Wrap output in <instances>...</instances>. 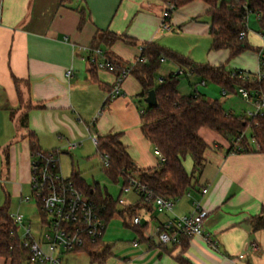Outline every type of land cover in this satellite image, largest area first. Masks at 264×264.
Listing matches in <instances>:
<instances>
[{"label":"crops","instance_id":"1","mask_svg":"<svg viewBox=\"0 0 264 264\" xmlns=\"http://www.w3.org/2000/svg\"><path fill=\"white\" fill-rule=\"evenodd\" d=\"M164 8L162 0H0V179L5 176L15 193L23 197L22 188H30L28 133L34 134L39 150H59V166L60 157L74 150L70 143L78 146L91 141V135L114 133L120 135L136 167L154 168L160 163V156L141 131L140 112L147 103L145 96H140L136 78L128 73L121 83L122 94L110 97L117 71L95 68L91 74L92 58L100 61L104 52L113 63L127 67L140 56L139 47L151 42L195 63L224 64L231 72L256 76L264 61V25L255 14L247 17L249 47L229 58L227 49H211V16L206 2L191 0L173 9L169 29L160 27ZM98 29L124 38L103 46L102 54L96 55L91 41ZM163 63L171 67L163 72L159 68V76L178 70L166 58ZM67 69H72L70 78ZM187 82L206 97L197 85L213 83L192 74ZM178 91L184 93L179 84ZM204 91L208 94L217 89L207 87ZM261 97L264 100V93ZM255 100L233 92L220 103L227 112L249 117ZM202 128L198 133L208 144L203 168L193 186L174 200L172 211L159 213L153 203L140 202V225L135 227L113 215L99 241L109 246L110 255L102 263L88 258L87 264H264V229H253L248 222L264 208V152L256 149L249 129L245 133L249 134L248 150L227 151L228 139L212 130L216 135L206 139ZM73 170L78 172L71 166L69 176ZM204 188L207 191L203 193ZM128 192L136 199L127 204L139 202L137 190ZM194 201L204 212V234L215 246L201 235L184 237L176 245H160L154 235L156 226L174 215L190 213ZM0 264L8 261L0 256Z\"/></svg>","mask_w":264,"mask_h":264},{"label":"trees","instance_id":"2","mask_svg":"<svg viewBox=\"0 0 264 264\" xmlns=\"http://www.w3.org/2000/svg\"><path fill=\"white\" fill-rule=\"evenodd\" d=\"M162 1L172 3L175 9L191 0ZM203 1L209 5L208 12L211 16V49H227L229 58L249 47L245 39L249 14H255L258 22L264 25V0ZM242 32L244 34L241 36ZM123 38L115 32L98 29L92 38L91 47L102 49L103 46H109L117 39ZM104 55L112 62L107 52H104ZM161 57L176 64L182 72H170L158 77ZM114 64L117 73L125 67L117 62ZM128 67L129 73L141 86L140 96H146L150 89L155 92L156 104L146 106L140 112L141 131L163 159L154 168L140 169L131 159L118 133L97 137L95 150L102 159L106 157L108 161L107 166H103L106 176L114 183L121 181L122 186L128 185L129 177H133L146 191L145 194L139 193V202L119 203L118 198L113 199L106 190H102L99 183L88 184L79 172L73 170L68 179L94 201L104 221L107 222L117 214L125 225L135 227L140 225L133 222V218L138 216L137 208L140 202L151 205L156 196L173 201L183 196L193 186V172L199 173L204 165L203 153L208 144L198 133L201 127L228 139L230 146L227 151H247V146L237 149L235 143L241 133H244L245 137V131L249 129L257 150L264 152V109L256 115L240 116L227 112L217 99H208L194 87L189 93L178 91L180 77L183 75L188 79L192 74L202 82L210 81L227 90L234 89V85L241 86L248 90L250 96L258 99L264 93V78H242L238 71L225 69L224 64L210 66L195 63L184 55L151 42L143 45L139 58ZM95 68L97 65L92 62L91 74ZM24 119L25 116L21 119L22 124ZM28 137L30 150H39L34 134L28 133ZM187 155L192 161L190 171L183 165V159ZM248 222L253 229H264V208L257 215L250 217ZM184 237L186 236H182L180 241ZM70 251L85 252L90 262L98 263H102L110 255L108 245L91 240H85L82 246ZM0 256L8 261V264H28L30 256L28 248L23 246L18 226L9 215L7 205L0 206Z\"/></svg>","mask_w":264,"mask_h":264},{"label":"built area","instance_id":"3","mask_svg":"<svg viewBox=\"0 0 264 264\" xmlns=\"http://www.w3.org/2000/svg\"><path fill=\"white\" fill-rule=\"evenodd\" d=\"M173 10V4L165 3V8L162 11V19L160 27L162 29H169V15ZM242 32L240 35L242 36ZM142 50V47L140 48ZM96 55H101L102 51L99 48L94 49ZM139 58V57H138ZM144 60V58H141ZM160 61H164L161 57ZM97 68L114 71L116 66L105 56L98 61L92 58ZM130 68L123 67L116 73L115 80L109 91L110 97H116L122 94L121 83L124 77L129 73ZM177 73L182 71L178 69ZM72 69L66 70V77L70 78ZM242 78H248L242 72H239ZM258 79L264 78V61L260 63V68L256 76ZM239 94L245 99L250 98L248 90L238 86L231 93ZM229 94V90L222 88V95ZM255 108L251 115L261 113L264 109V100L260 96L256 98ZM250 115V116H251ZM244 136V133L237 138L236 143ZM91 140L94 145L97 143V136L91 135ZM235 146L240 149L241 146ZM76 143H70L72 148ZM256 149L257 146L255 145ZM153 152L163 159L157 149ZM107 158H103V166H107ZM131 188L137 190L138 193L145 194V188L135 178L129 177L128 185L122 186L121 191L127 193ZM30 191L31 195H24L22 201L29 202L34 197L41 213L40 227H45L46 230L41 232V237L36 238L31 230V225L23 223L24 218L22 214L16 212L9 214L17 226L22 227V243L28 248L30 256L28 264H60L59 256L55 255V249L63 251H70L73 248L80 247L85 240L92 242L100 241L106 232L107 222L101 217L97 205L94 201L77 189L73 183L64 177L59 166V150L43 151L37 150L32 152V159L30 161ZM207 189H202L206 192ZM189 195V193H187ZM123 198L118 197V202L123 203ZM153 205L155 210L159 213L164 211H172L174 201L164 197L156 196L153 198ZM193 209L190 213L174 215L156 226L154 235L160 245H176L180 242L182 236L190 237L194 235L203 236L208 243L215 246L211 238L204 234L203 216L199 203L194 201L192 203ZM133 222L139 224L140 217L135 216ZM41 238V241H40ZM134 242L133 245H136ZM43 245L47 246L46 251ZM256 244H252V250H256Z\"/></svg>","mask_w":264,"mask_h":264},{"label":"rangeland","instance_id":"4","mask_svg":"<svg viewBox=\"0 0 264 264\" xmlns=\"http://www.w3.org/2000/svg\"><path fill=\"white\" fill-rule=\"evenodd\" d=\"M251 15V14H250ZM143 47L141 45L139 48ZM170 63H161L160 65V72H163L166 70L165 68H170ZM157 76L159 77V74L157 73ZM197 85V84H196ZM207 87H212L217 89V91H211V93H206L204 90ZM197 88L204 92L208 99H217L219 102L222 97V89L218 84L215 83H208L206 86L203 84L198 83ZM220 88V89H219ZM179 89L186 93L191 92V88L188 85L187 78L185 76H181L179 80ZM235 89V88H234ZM229 94H231V91L229 90ZM217 97H214L216 96ZM201 133H203L204 138L210 139V135L214 132L207 128H202ZM246 133V131H245ZM202 135V134H201ZM216 135V134H214ZM249 139V134H245V137H241L237 145H240L241 147H248L247 140ZM92 141V140H91ZM90 140H86V142L80 144L77 146V143L74 147L71 149H74L72 151H69L68 154H65L60 157V167L62 169V175L63 176H69L71 166L77 168L78 172L80 173V176L88 183L92 184L94 182L99 183L102 190H106L113 199H117L118 197H122L124 200V203H131L136 199V195L132 192H120L121 189V181L119 182H112L104 173L103 171V159L97 154L95 150V145ZM71 154V157L69 156ZM183 165L186 169L191 170V158L188 155L186 158L183 159ZM193 179L198 176L197 172H193ZM14 187L9 183L7 180H5V176L3 179H0V206L7 205L8 210L12 213H20L22 214L24 218L23 223L29 222L31 225V230L33 234L36 236V238L41 237V232H44L46 230L45 227H40V221H41V213L39 211L38 205L36 203V200L33 198L30 199L29 202H22L21 201V195L19 193H15L16 190L13 189ZM23 196L24 195H31V191L29 186L22 188L21 190ZM16 194V196H15ZM181 199H184L181 198ZM120 206V205H118ZM23 232L22 227L18 226V233L21 235ZM41 241V238H40ZM55 255L60 256L61 258V264H65V260H73L72 262L74 264H87L88 263V256L85 252H73V251H63L61 249H55L54 252Z\"/></svg>","mask_w":264,"mask_h":264},{"label":"water","instance_id":"5","mask_svg":"<svg viewBox=\"0 0 264 264\" xmlns=\"http://www.w3.org/2000/svg\"><path fill=\"white\" fill-rule=\"evenodd\" d=\"M144 101L147 103V106H154L156 104V95L153 89L147 92Z\"/></svg>","mask_w":264,"mask_h":264}]
</instances>
